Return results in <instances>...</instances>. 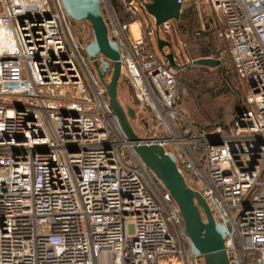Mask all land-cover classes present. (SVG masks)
I'll return each mask as SVG.
<instances>
[{
	"label": "built area",
	"instance_id": "1",
	"mask_svg": "<svg viewBox=\"0 0 264 264\" xmlns=\"http://www.w3.org/2000/svg\"><path fill=\"white\" fill-rule=\"evenodd\" d=\"M102 3L144 112L145 136L136 133L173 154L214 219L231 225L230 264H264V0L194 3L212 17L247 104L229 130L209 134L176 108L178 70L152 31L131 40L152 0H124V20ZM68 19L60 0H0V264H203L111 111L91 40L71 37ZM176 23L154 32L169 41Z\"/></svg>",
	"mask_w": 264,
	"mask_h": 264
},
{
	"label": "water",
	"instance_id": "2",
	"mask_svg": "<svg viewBox=\"0 0 264 264\" xmlns=\"http://www.w3.org/2000/svg\"><path fill=\"white\" fill-rule=\"evenodd\" d=\"M60 4L68 18L90 24L92 40L86 46V54L106 88L109 107L136 153L178 206L196 258L203 264H230L226 240L231 225L220 224L214 219L206 199L187 184L173 154H167L164 147L153 140L143 139L134 129L132 122L137 119L136 106L121 101L119 90L130 84L127 80L119 83L122 76V52L119 45L109 37L102 0H60ZM181 10L179 0H152L145 7V11L153 16L156 28L169 21L178 22ZM157 46L160 56L178 71L190 66L216 68L221 64V60L214 58H201L180 64L176 60L172 43L160 35H157ZM165 48L169 49L168 53ZM110 68L111 79L108 83L105 78Z\"/></svg>",
	"mask_w": 264,
	"mask_h": 264
},
{
	"label": "trees",
	"instance_id": "3",
	"mask_svg": "<svg viewBox=\"0 0 264 264\" xmlns=\"http://www.w3.org/2000/svg\"><path fill=\"white\" fill-rule=\"evenodd\" d=\"M196 0H183V10L181 14V18L179 22L176 23L174 30L170 33L167 38L172 43L173 47L177 49V46L181 44H185L187 46L188 52L185 53L183 51L180 52L179 61L181 64H185L189 60V55L194 54L195 57L193 59H201V58H214L221 60V64L216 68H209V67H202V66H190L188 68H184L182 70L193 68L198 71L199 79L194 77L185 76L178 81L177 86V101H176V108L181 109L178 106V100L180 101V92L179 89L187 88L190 90L193 95L197 98H202V95H209L210 97H233L232 100L233 104L230 106V117H232V122L242 114L247 109V104L244 99L243 93L241 88L239 87V83L232 67L230 58L228 57L225 46L222 40L219 39L217 35L216 26L214 25L212 18L210 17L209 13L204 7V19L203 17H199V11L195 8L194 3ZM111 4L121 20L126 19V15L123 12L124 0H111ZM104 17L106 19V15L103 10ZM205 24V27H202L200 19ZM69 26H70V35L74 38L78 39L81 45L86 44V39H82V34L80 30H78V24H88L89 23H79L76 21L68 19ZM202 22V23H203ZM213 26H212V25ZM214 38V39H213ZM215 39L220 43L222 47V51L220 54L217 50V43ZM183 47V46H182ZM182 72V71H178ZM216 75L215 81L220 83V88L216 92L212 89H209L208 76L209 75ZM181 83V86L179 87ZM183 86V87H182ZM190 87V88H189ZM197 90V92H196ZM207 94V95H206ZM182 111V110H180ZM184 113V112H183ZM195 123V125H194ZM193 125L200 131L205 132L207 134L213 132L215 128H205L199 126L196 122ZM219 125L224 126L227 129L226 121L218 122ZM229 125V124H228ZM222 128L221 126H218ZM223 128V129H224Z\"/></svg>",
	"mask_w": 264,
	"mask_h": 264
},
{
	"label": "rangeland",
	"instance_id": "4",
	"mask_svg": "<svg viewBox=\"0 0 264 264\" xmlns=\"http://www.w3.org/2000/svg\"><path fill=\"white\" fill-rule=\"evenodd\" d=\"M140 16H141V18H139L135 24L131 25V28H130L131 40L135 41V40L139 39L143 35L144 29H146V28L149 29L150 31H152L151 39H152V42L154 44V48L160 56L161 54H160L158 46H157V35L154 32L155 31V29H154V27H155L154 18H153V16L149 15L144 10H140ZM77 27H78V30H80V33L82 34V36H81L82 39H83V37H84V39H86V41H87L86 43H88L89 40H92V29H91L90 25L78 24ZM160 36H161V38H165V35L162 31L160 33ZM215 41H216L217 47H218L217 50L219 51L218 54H220L222 51V47L216 39H215ZM182 46H183V44H181V43H180V46L179 45L177 46L176 50H177V54H179V55H180V52H182V50L184 48ZM165 52L168 53L169 49L165 48ZM194 57H195L194 54H190L189 60H191V61L195 60V59H193ZM160 58H161V56H160ZM161 59H164V58H161ZM180 71H182V72H178V81H181V79L185 76L194 77V78L199 77L198 71L193 69V68L186 69V70H180ZM208 77H209L208 78L209 80H207V81H208L209 89H212L214 92L219 90L221 85L218 81H215L216 75L212 74V75H209ZM180 86H181V83H180L179 87ZM179 92H180V101L178 100V106L181 108L180 110H182V112H184L187 115L189 121L192 122V124L194 122H196L201 127L211 128V129L215 128V130H216L217 128H219L218 126H221L222 129L224 128V126L219 125L218 122L226 121L228 128L227 129L224 128L223 130H225V131L229 130L230 127L233 126V123L235 121L232 122L233 118L230 117V111H231L230 106H232V104H233L232 103L233 102L232 100L234 99L233 97L230 98V97L220 96V97L214 98V97H210L209 95L206 94L207 96L202 95V98L199 99V98L195 97V95H193V93L190 90H188L187 88H181V87L179 89ZM196 92H197V90H196ZM120 97H121V101L123 104H130V105H132V103L135 104L138 119L133 121V126L135 127L136 132L140 136L144 137L145 136L144 127L139 122L140 121L139 117L141 115L140 112L142 114L144 112H142L136 91L133 88V86L130 84L129 86L124 87L120 92ZM194 125H195V123H194Z\"/></svg>",
	"mask_w": 264,
	"mask_h": 264
},
{
	"label": "flooded vegetation",
	"instance_id": "5",
	"mask_svg": "<svg viewBox=\"0 0 264 264\" xmlns=\"http://www.w3.org/2000/svg\"><path fill=\"white\" fill-rule=\"evenodd\" d=\"M106 81L109 83V81H110V79H111V68H110V70L108 71V74L106 75ZM123 80H125V78H124V74H123V72H122V76H121V78H120V82L119 83H121V81H123ZM121 90L122 89H120L119 90V92H121ZM137 119H138V116H137ZM132 124H133V122H132Z\"/></svg>",
	"mask_w": 264,
	"mask_h": 264
},
{
	"label": "crops",
	"instance_id": "6",
	"mask_svg": "<svg viewBox=\"0 0 264 264\" xmlns=\"http://www.w3.org/2000/svg\"><path fill=\"white\" fill-rule=\"evenodd\" d=\"M183 7V6H182ZM199 17H201V14H199ZM212 18V17H211ZM200 19V18H199ZM179 22V21H178ZM200 22H201V25H202V27H203V24H204V22L202 21V19H200ZM203 22V23H202Z\"/></svg>",
	"mask_w": 264,
	"mask_h": 264
}]
</instances>
